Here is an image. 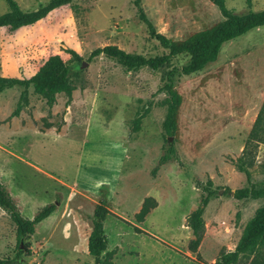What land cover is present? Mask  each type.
Masks as SVG:
<instances>
[{
    "label": "rangeland",
    "instance_id": "374dc122",
    "mask_svg": "<svg viewBox=\"0 0 264 264\" xmlns=\"http://www.w3.org/2000/svg\"><path fill=\"white\" fill-rule=\"evenodd\" d=\"M16 1L31 11L49 0ZM225 4L237 14L264 9V0ZM141 5L155 30L171 39L222 19L210 0H141ZM7 10L0 0V14ZM105 45L145 57L166 52L131 0H74L31 25L0 28V76L28 77L57 54L78 71L70 99L58 93L50 107L29 88L27 105L11 116L21 88L0 93V183L24 217L56 203L21 245L31 251L21 261L93 264L87 241L94 205L104 200L112 264H209L221 249L235 248L245 223L263 204L261 197L237 199L233 192L264 185V144L256 148L249 180L235 166L264 99V26L226 43L203 70L179 78L175 87L182 102L173 136L162 127L166 95L160 86L165 73L187 57L176 56L157 71H127L102 54L88 60ZM67 49L81 59L69 62ZM169 146L174 155L161 163ZM208 190L213 194L204 205ZM147 197L156 205L138 221ZM198 208L205 231L192 252L187 217ZM17 244L15 224L0 208V257H15Z\"/></svg>",
    "mask_w": 264,
    "mask_h": 264
},
{
    "label": "trees",
    "instance_id": "16d2710c",
    "mask_svg": "<svg viewBox=\"0 0 264 264\" xmlns=\"http://www.w3.org/2000/svg\"><path fill=\"white\" fill-rule=\"evenodd\" d=\"M4 1L8 10L0 14V28H8L14 31L35 23L53 10L68 5L74 0H49L45 5L31 11H23L16 0ZM131 1L137 17L146 24L149 35L155 38L166 52L161 56L145 57L126 52L115 45H105L95 48L88 56V60L102 54L117 62L127 71L139 68L157 71L174 57L186 56L187 61L185 63L180 66L173 65L165 73L160 86V90L166 95V112L162 127L167 136H173L177 131L178 109L182 102V97L175 87L179 78L203 70L216 61L221 48L226 43L252 29L264 26V9L237 14L226 6L225 0H210L219 9L222 19L186 38L171 39L155 30L143 10L141 0ZM246 3L250 5L251 0H246ZM66 52L69 54V62H77L81 59V56L72 49H67ZM76 75H78V71H73L68 62L60 55H51L43 61L35 73L28 77L0 76V93L13 87L21 88L16 107L11 113V116H18L28 103L29 88L41 96L50 107L55 103L58 93H64L68 100L70 99L72 91L75 89L72 84V77ZM259 144H264V99L248 133L241 155L235 160L236 168L243 171L248 180L250 178L249 168L254 164L256 148ZM174 152L173 146H169L161 156L160 162L164 163L170 160ZM207 183L208 185L211 184L210 181ZM212 194L213 192L208 190L207 195L202 199V204L205 205ZM233 195L237 199L261 197L263 204L255 210L253 216L245 223L235 248L233 250L221 249L215 260L209 264H264V185L259 188L254 186L241 187L234 190ZM155 205L156 202L153 198H145L135 218L142 221ZM0 208L9 215L15 224L18 241L15 257H0V264H25L21 261V255L24 251L29 254L31 251L22 249L21 245H25V240L33 234L35 226L55 211L56 203L51 202L44 205L32 218L24 217L5 186L0 183ZM109 213L110 209L106 201L99 200L94 205L92 229L87 241L88 253L94 259L93 264H112L113 252L106 251L107 236L103 225ZM187 225L193 234L188 247L192 252H196L205 231L201 208L188 215ZM135 229L139 233H144L139 228Z\"/></svg>",
    "mask_w": 264,
    "mask_h": 264
},
{
    "label": "water",
    "instance_id": "95a60500",
    "mask_svg": "<svg viewBox=\"0 0 264 264\" xmlns=\"http://www.w3.org/2000/svg\"><path fill=\"white\" fill-rule=\"evenodd\" d=\"M26 264H28V263H26Z\"/></svg>",
    "mask_w": 264,
    "mask_h": 264
}]
</instances>
